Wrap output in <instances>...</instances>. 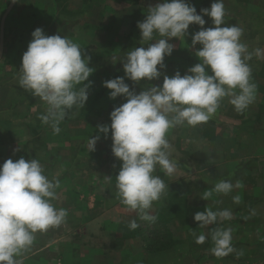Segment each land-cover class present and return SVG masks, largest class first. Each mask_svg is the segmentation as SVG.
Returning a JSON list of instances; mask_svg holds the SVG:
<instances>
[{"label": "crops", "instance_id": "1", "mask_svg": "<svg viewBox=\"0 0 264 264\" xmlns=\"http://www.w3.org/2000/svg\"><path fill=\"white\" fill-rule=\"evenodd\" d=\"M133 1L137 4L138 11L135 18L132 16L136 10L130 11L129 8ZM204 1L188 0L196 7L198 14L201 9L211 7L209 4L205 5ZM162 2L163 0H0V128L11 135L7 140L58 142L60 139V133L54 134L50 124H45L40 119L46 113V102L19 86L22 56L32 40L31 33L36 28L43 29L46 35L58 34L77 43L83 49L82 56L90 57L88 66L94 71L89 80L93 86H97L102 78L114 77L109 68L110 56L115 47L126 46L125 42L128 43L129 32L124 31L132 28L131 22L137 21L140 14H148L149 7ZM224 5L225 23L243 29L241 42L249 52H253L252 59L247 61L251 68V79L264 77V58H257L254 54L257 48L264 51V0H224ZM203 19L206 21L204 28L214 27L210 17L204 15ZM156 37L158 35L154 38ZM181 41L183 46L192 44L191 40ZM139 43L135 42L136 45ZM177 43L181 44L180 41ZM195 47L197 51L202 45L197 44ZM196 51L190 64L200 63ZM116 55L113 60L119 58ZM206 71L212 74L208 66ZM256 82L254 102L243 114H238L227 98L221 101L217 112L207 123L195 127L186 123L179 125L181 130L177 134V142H188L189 139L190 145L182 147V154L178 158L170 150V158L179 165L172 176L166 175L159 166L156 168L154 175L163 178L164 183L169 185V191L146 210L148 215L155 217V221L145 220L144 224L140 214L129 211L121 200H115L114 205L124 214L108 218L103 208V212L90 213L89 205L102 207L103 200H96L88 205L86 213L74 215L67 212L65 223L46 232L50 235L43 237V242L39 244L41 248L45 250V244L48 248L55 249L58 255V246L64 250L68 247L65 254L72 251L74 255H88L82 264H264V89L261 88L260 91L258 85L261 83ZM84 83L87 84L88 81ZM80 87L82 85H78L77 90ZM258 93L260 97L257 101ZM120 105L122 103L117 107ZM93 108L95 106L88 99L84 108H73L84 111L81 115H68L60 123V129L72 126L68 141L72 137L75 139L72 134L75 126L83 124L81 126L85 127L93 123L86 113ZM16 133H19V138ZM41 153L44 155L43 150ZM21 156L25 158L27 155L21 153L19 158ZM56 171L52 167L50 172L44 170V174L54 177ZM220 181H230L233 185L239 182L241 186L234 187L227 195L213 192L210 198L203 199L205 191L212 190ZM83 188L87 189L88 186ZM237 195L241 198L239 204L233 201V197ZM174 196H181L178 199L181 200V207L183 206V215H178L172 209ZM59 199L57 197L56 200ZM56 200L52 201L55 205L58 204ZM207 207L213 211L230 210L233 218L201 228L194 216L197 212H204ZM133 219L139 227L130 230L128 225ZM76 227H82L84 233L88 232L89 235L93 234L89 231L92 227L93 237L99 239L93 241L95 244L89 240L75 241L71 237L76 234ZM215 228L232 230L234 251L223 258H217L211 251L213 242L210 234ZM107 231L115 237L103 240L102 236ZM201 234L206 236V241L197 244L196 238ZM134 238L141 240L138 246L126 245L125 242L128 243L129 239L133 241ZM57 251L60 253L58 249ZM59 259L62 264H79L75 258L71 260L70 255Z\"/></svg>", "mask_w": 264, "mask_h": 264}, {"label": "clouds", "instance_id": "2", "mask_svg": "<svg viewBox=\"0 0 264 264\" xmlns=\"http://www.w3.org/2000/svg\"><path fill=\"white\" fill-rule=\"evenodd\" d=\"M204 15L212 19L214 27H203ZM225 16L224 0H214L200 14L188 0H163L149 7L146 19L137 25L140 43L147 44V48L136 47L127 53L122 61L124 77L103 82L111 99L123 96L126 102L110 113V125H97V130L105 138L111 131L112 153L122 161L115 177L118 196L129 211L138 212L143 220L155 221L146 210L169 191V185L154 175L157 166L168 176L179 167L178 162L170 159L169 130L185 123L192 127L207 123L226 97L241 114L254 102L257 85L252 82L247 63L253 52L241 42L243 29L226 24ZM191 24L201 26L192 35V47L202 45L196 51L200 63L188 69L190 74L182 76L177 71L169 77L161 71L166 68L165 56H170L175 47L169 40L184 39ZM31 35L22 56L19 86L46 102V114L40 119L50 124L54 134H59V125L70 110L85 107L92 85L89 77L94 69L88 66L90 57L82 56L83 49L71 39L46 35L41 28ZM156 35L161 39L154 40ZM254 54L264 58V51L259 48ZM206 66L210 67L211 75ZM162 75V86H151L139 94L125 82V77L139 83L142 79L158 80ZM78 85L82 87L77 90ZM99 139V135L89 138V153L96 150ZM240 186L239 182L233 185L220 181L212 190L205 191L202 198L207 200L213 192L227 195ZM59 187V180H49L36 158L21 157L15 162L8 159L0 165V264H23L19 257L31 249L36 233L65 223L67 210L52 203L57 199ZM240 200L239 195L233 197L234 203L239 204ZM232 218L230 210L213 211L209 207L194 216L201 228ZM128 226L130 230L139 227L134 219ZM210 235L211 251L217 258L234 251L230 228H215ZM205 241L204 234L196 238L197 244Z\"/></svg>", "mask_w": 264, "mask_h": 264}, {"label": "rangeland", "instance_id": "3", "mask_svg": "<svg viewBox=\"0 0 264 264\" xmlns=\"http://www.w3.org/2000/svg\"><path fill=\"white\" fill-rule=\"evenodd\" d=\"M204 3L205 5H211L212 0L211 2L210 0H206L204 1ZM132 4L133 5H131L129 8L130 11L136 10V13L132 16L133 18H135L138 15L137 4H135L134 1ZM146 15L147 14L145 13H143V15L140 14L137 21H134V23L133 21L131 22L132 28L124 31L125 33L129 32L128 43L125 42L126 46L115 47V50L113 51L114 53L110 56L111 66L109 68L110 71L114 74V77H110L107 79L102 78V81L100 83L98 82L97 86L92 85L91 87H89L88 99L91 100V104L92 106H95V108L91 109L90 111H86V113L87 116L91 118L93 123L88 124L85 127L81 126L83 124H79L80 126H75V128H73L72 130V134L75 135V139H73L72 137V140H67L69 133L71 134L72 126H70L61 129L60 139L58 142H42L33 140H29L28 142H9L7 139H10L11 135H9L4 130L2 131V128H0V165H2L8 159H12L15 162L16 160L20 159L19 155L22 153L27 155L25 157L26 160L36 158L45 171L50 172L52 167H54V169H57L54 177L50 174L48 176L49 180H52L53 178V180L58 179L60 182V187L56 190L57 197H59L60 199L59 201L56 200L58 204H53L56 208H64L65 210H67V212H72L74 215H80L87 212L88 205L90 203H94L96 202V200H103L102 207H98L96 205H89V207H91L90 213L103 212V208L108 218H110L111 216L115 217L116 215L124 214L123 211L116 209V207H118L117 205H114L115 200H120L118 196V191L115 188V175L119 172L122 161L114 157L112 153L111 131H109L107 138H105L102 133L98 132L97 125H104L107 123L110 124V113L114 110L115 107H117V105L126 102V98L123 96L111 99L109 97L110 90L103 87V82L109 79H114L116 77H124L125 73L123 70L122 61L126 58L127 53L136 47L147 48V44H135L136 41L140 42L141 40L140 30L137 27L138 22H143L146 19ZM199 29H201V26H189L188 35H186L184 39L181 38V40L192 41V35L200 31ZM159 39H161V37L159 36L154 38V40ZM181 40L178 38H172L171 40H169V43L174 44L175 47L170 56H165L164 63L166 65V68L161 70L164 74L168 75L169 77L175 75L177 71L180 72V70H182L180 74L183 76L184 74L188 73V69L190 67L195 66L194 64H190V62L194 60L193 54L196 51V47H192V44L183 46V41ZM178 41H180L181 44L177 43ZM153 42L154 41H150L149 43ZM118 51L121 52L116 55ZM114 55H116L117 57L119 56V58L117 60H113ZM208 69H210V67H208ZM167 71H170L171 73H168ZM256 81H259L261 83L260 86L258 85V87L260 91H262L261 88L264 89V77L262 76L259 78L252 79V82L257 83ZM125 82L130 86V90L134 89L135 92L139 94L141 91H144L150 88L151 86H162L163 75L158 80L147 81L145 79H142L139 83H134L133 81L125 77ZM89 90H91L92 93H89ZM262 92L264 93V90ZM256 97L258 101V97H260V94L258 93ZM224 99H227V97ZM13 112H18V110H13ZM83 112L84 111H76V109H73L70 110L69 115H77L78 113L81 115ZM219 115L220 113L217 115V117ZM29 119L32 118L29 116ZM76 120L77 118L75 119V122ZM180 130L181 127L178 125L170 129L167 133V139L171 145L170 150L175 153L174 155L177 158L180 157V155L182 154V147L187 148L188 145H190L189 139L188 142H186L185 140L180 143L177 142V134ZM18 134L19 133H16L17 137L19 138L20 135ZM96 135L100 136V139L95 146L96 150L94 152L89 153V151L87 150L88 140L91 136ZM12 139L15 140L13 135ZM225 143L227 144L226 141ZM42 150L44 151V155L46 157L41 153ZM12 153L13 157L11 158ZM106 177H111L112 180L109 181L106 179ZM161 179L163 180L162 177ZM68 186H70L71 188H68ZM84 186H88V188L84 189ZM173 198H175L172 207L173 211L178 213V215H183V206L181 207V200L178 199L181 198V196H174ZM142 221L144 224H146L145 220L142 219ZM76 222L77 221H75V223ZM74 230L76 234L74 233L71 238H73L75 241L89 240L92 244H95V240L99 239L98 237H93L94 230L92 227L89 229V231L93 233L91 235H89L88 232L87 234H85L84 229L82 227H76ZM49 235L50 233L47 234L46 232L36 233L33 246L28 252L24 253L22 257H20V259L24 260L23 264H62L59 258L63 259L67 255H70L71 260H73L72 258H75L77 263L82 264V261H84V259L88 256L85 254L74 255L72 251L65 254V251L68 250V247L67 250H64V248L61 249L58 246L57 249L60 251V253L64 252L61 255H59L60 253L57 251V249L56 252L58 253V255L55 253V249L52 250L51 248H48V246H46L45 244V250H43L41 248V245L39 244L43 242L44 236L46 238ZM114 237V234H111L109 231H107L102 236V239L107 240ZM125 243L128 246H138L141 243V240L138 238H134L133 241L129 239L128 243ZM91 248H93V246H91ZM81 253H83V251ZM90 257L92 256L90 255Z\"/></svg>", "mask_w": 264, "mask_h": 264}]
</instances>
